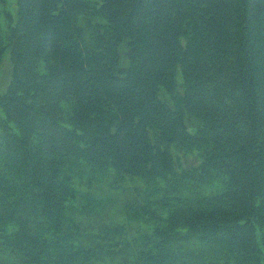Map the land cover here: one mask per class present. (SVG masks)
Returning <instances> with one entry per match:
<instances>
[{"label":"trees","instance_id":"trees-1","mask_svg":"<svg viewBox=\"0 0 264 264\" xmlns=\"http://www.w3.org/2000/svg\"><path fill=\"white\" fill-rule=\"evenodd\" d=\"M5 4L0 264H264V0Z\"/></svg>","mask_w":264,"mask_h":264},{"label":"rangeland","instance_id":"rangeland-1","mask_svg":"<svg viewBox=\"0 0 264 264\" xmlns=\"http://www.w3.org/2000/svg\"><path fill=\"white\" fill-rule=\"evenodd\" d=\"M6 11L17 16V0H6L4 6ZM13 76V63L11 60V49L7 48L4 52L2 63L0 65V93H3L10 84ZM183 75L181 71L178 72V81L181 83ZM111 203V201H109ZM109 202L105 203L108 204ZM109 203V204H110Z\"/></svg>","mask_w":264,"mask_h":264}]
</instances>
